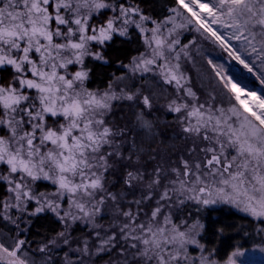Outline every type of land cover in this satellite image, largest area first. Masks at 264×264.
Masks as SVG:
<instances>
[{
	"label": "snow or ice",
	"instance_id": "1",
	"mask_svg": "<svg viewBox=\"0 0 264 264\" xmlns=\"http://www.w3.org/2000/svg\"><path fill=\"white\" fill-rule=\"evenodd\" d=\"M168 12L157 20L142 0H0V264H221L202 242L236 227L205 224L218 205L264 233V96L209 59L201 99L182 63H194L197 37L181 40L198 34L253 73L264 0H174ZM133 34L144 50L113 61ZM113 63L124 71L90 87ZM146 77L159 92H145ZM160 97L183 133L177 158L129 146L114 119L127 101L151 130ZM42 218L57 227L41 234Z\"/></svg>",
	"mask_w": 264,
	"mask_h": 264
},
{
	"label": "trees",
	"instance_id": "2",
	"mask_svg": "<svg viewBox=\"0 0 264 264\" xmlns=\"http://www.w3.org/2000/svg\"><path fill=\"white\" fill-rule=\"evenodd\" d=\"M145 10L151 14L157 20H163L170 13L168 9L174 6V0H142ZM188 37L184 38V42ZM121 51L110 52L113 61L116 57H119L124 61L128 62V59L137 55L138 52L143 51V45L140 42L139 37L133 34L132 39L120 45ZM216 62V60H214ZM119 74L123 69L117 70L115 63L111 66H97L95 68L93 78L89 84L90 87H101L106 85L107 79L112 72ZM240 78V77H239ZM251 78L250 81L247 79H242L243 83L251 86L253 90L258 91L261 96H264V83L257 80V77ZM249 83V84H248ZM201 99L204 98L200 95ZM130 106V102H116V108L114 110L115 122L121 126L129 129L128 135L125 137L127 141L130 142L135 140L137 144L145 150L146 153H152V150H156L160 156L167 157L168 155L175 154L173 158H177L182 152L185 151V141L183 140V133L180 127L175 123V117L173 114H169L163 107L159 108L161 110L159 113H150L147 118H152L154 120L153 127L151 130L141 128L137 126L138 123H133V120L125 116L124 111ZM142 108L143 106L140 105ZM145 112L147 110L145 109ZM158 114H163L164 120L161 125L160 120H155L157 117L160 118ZM154 115H156L154 117ZM140 135L142 137H140ZM144 159H147L145 155ZM149 168L152 167L151 164L148 165ZM216 210L211 211L209 216V210H205L203 213L204 222L206 225H211L215 221H221L226 224H233L236 227L227 229L224 233L218 234L219 238L213 234L214 229H210L206 234L203 235L202 242L205 243L209 250L214 249V258L220 262L226 261L228 256L238 248L249 247L256 242L255 231L257 230L256 223L252 222L250 218L244 216V214L236 212L235 209H231L225 205L215 207ZM37 226L40 229L41 234L46 230H53L57 225L53 222L51 218H42L37 222ZM36 228L34 227L32 235L29 239H39L35 236ZM106 259V257L104 258ZM100 260L98 262H102ZM248 264V263H247ZM251 264V263H249ZM259 264V263H258Z\"/></svg>",
	"mask_w": 264,
	"mask_h": 264
},
{
	"label": "rangeland",
	"instance_id": "3",
	"mask_svg": "<svg viewBox=\"0 0 264 264\" xmlns=\"http://www.w3.org/2000/svg\"><path fill=\"white\" fill-rule=\"evenodd\" d=\"M221 31H224V30L221 29ZM194 36L197 37L196 44L194 46H190L194 63L183 61V60H182V63L184 64L185 71L188 72L189 75L191 76V79L193 81V88L194 90L197 91L198 95H203V93L207 90L208 79L211 77V68L209 67L207 63L209 59H211L215 65L220 67V70L222 71L225 77L232 79L233 82L238 83L241 87L245 89V91L256 92L255 90L251 88V86H248L246 83H243L242 79H247L248 81H250L251 78L256 79L255 77H258L260 72L264 70V66L260 65L259 62H257L254 67V72L250 73L241 64H239L238 62L233 60L231 57H229L228 54L224 52L221 48L207 41L200 39L198 37V34H195V33L184 32L181 35V40L182 42H184L183 41L184 38L188 37L184 42V43H187V41L189 39H192ZM231 44L235 48L240 47L239 43L235 40L231 41ZM241 55L250 64L255 59L254 56H244L243 53H241ZM214 60H216V62H214ZM212 79H213V83H215V78L212 77ZM257 80H260V79L257 78ZM135 83L137 84V86H140L141 81L137 79ZM144 88H145L146 93L149 91H157V92L160 91V89L153 87L152 81L148 77H146ZM256 93L260 95L258 91ZM164 103L165 101L163 97H160L158 103L156 104V106L154 107L152 111H155V113L157 112L159 113L161 111L159 110V108H161ZM137 111L138 109L136 107L129 106L126 108L124 113H125V116H127L128 118L130 117L133 120V123H138L136 120ZM158 115L160 116V118L157 117L155 120H160V123L162 125L164 123L163 114H158ZM155 116L156 115H154V117ZM147 119L151 120L152 123L154 122L152 118H147ZM137 126H139V124L136 125V127ZM140 137L142 136L140 135ZM218 206H221V205H218ZM218 206H214V207H218ZM255 237H256L255 238L256 242L253 245L249 247L236 249V251L239 250V252L241 253L240 255L234 257L236 264H247V263L248 264L249 263L264 264V251H262V249H264V233H260L256 230ZM224 262L225 261L221 262V264H224ZM97 264H103V261L97 262Z\"/></svg>",
	"mask_w": 264,
	"mask_h": 264
}]
</instances>
